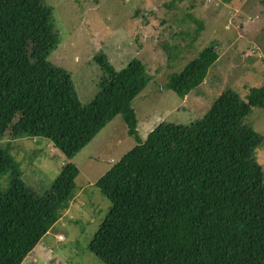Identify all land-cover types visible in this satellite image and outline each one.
<instances>
[{"label":"trees","instance_id":"1","mask_svg":"<svg viewBox=\"0 0 264 264\" xmlns=\"http://www.w3.org/2000/svg\"><path fill=\"white\" fill-rule=\"evenodd\" d=\"M53 28L44 0H0V140L44 138L72 160L122 116L136 145L95 183L111 207L89 251L103 264H264V220L247 200L264 184L254 158L263 138L244 124L253 108L264 111V85L251 88L246 101L227 90L202 119L163 122L142 141L133 101L149 83L145 65L134 59L117 71L98 54V93L82 104L71 73L49 61L58 46ZM35 36L42 37L36 62L29 53ZM218 58L215 46L204 49L164 88L185 98ZM7 173L0 264H23L69 210L79 170L66 164L40 198L21 183L8 149H0V174ZM24 188L29 203L13 201Z\"/></svg>","mask_w":264,"mask_h":264},{"label":"rangeland","instance_id":"2","mask_svg":"<svg viewBox=\"0 0 264 264\" xmlns=\"http://www.w3.org/2000/svg\"><path fill=\"white\" fill-rule=\"evenodd\" d=\"M53 10V35L58 46L49 61L71 73L79 100L90 103L102 76L94 57L104 54L120 71L134 59L146 67L149 83L133 101L142 141L163 122L189 125L202 119L225 91L246 101L251 88L264 85V0H44ZM43 31L41 33L44 34ZM49 42V41H48ZM42 37L29 45L34 62ZM215 46L217 62L204 82L185 98L165 89L168 77L179 74L201 51ZM19 118L16 115L13 123ZM263 138L254 158L264 173V111L253 108L244 119ZM10 143V144H8ZM136 145L122 116L110 122L74 159L69 160L44 138L0 140L23 173L22 184L44 196L62 168L79 170L78 194L56 226L23 264H103L88 245L106 218L110 202L95 183ZM11 173L0 174V190L10 185ZM29 192L18 190L16 203H29ZM264 220V184L247 197ZM6 211V209H5Z\"/></svg>","mask_w":264,"mask_h":264},{"label":"crops","instance_id":"3","mask_svg":"<svg viewBox=\"0 0 264 264\" xmlns=\"http://www.w3.org/2000/svg\"><path fill=\"white\" fill-rule=\"evenodd\" d=\"M53 232V231H52ZM51 233V232H50ZM54 233H55V235H56V237H59L61 234L60 233H58L57 231H55V229H54Z\"/></svg>","mask_w":264,"mask_h":264}]
</instances>
